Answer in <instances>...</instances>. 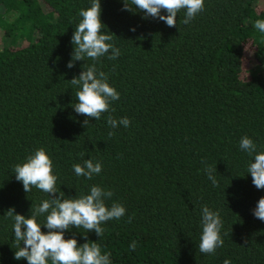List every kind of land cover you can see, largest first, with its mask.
Segmentation results:
<instances>
[{"label": "trees", "instance_id": "16d2710c", "mask_svg": "<svg viewBox=\"0 0 264 264\" xmlns=\"http://www.w3.org/2000/svg\"><path fill=\"white\" fill-rule=\"evenodd\" d=\"M100 4L102 31L115 35L121 54L69 69L71 37L91 0H0V264H28L14 259L7 211L27 218L48 198L35 186L25 193L13 173L40 147L66 198L98 185L113 192L107 206L125 207L100 238L82 227L64 233L78 245L96 242L111 264H264V222L252 214L264 189L253 185L254 158L239 146L248 136L264 151V33L255 28L264 0H204V11L185 25L181 10L174 27L123 10V0ZM93 63L120 93L99 120L74 111L78 88L69 82ZM109 115L130 125L112 129ZM85 159L102 164L91 180L72 167ZM206 165L216 167L218 187ZM205 205L223 221V246L211 255L199 251Z\"/></svg>", "mask_w": 264, "mask_h": 264}, {"label": "clouds", "instance_id": "9594fccd", "mask_svg": "<svg viewBox=\"0 0 264 264\" xmlns=\"http://www.w3.org/2000/svg\"><path fill=\"white\" fill-rule=\"evenodd\" d=\"M123 10L130 12L139 10L143 12V18L158 19L167 26L174 27L181 10H185L183 19L185 25L204 11V0H123ZM101 11L100 0H91V6L79 12L82 19L71 37L73 52L66 65L69 69L74 67L75 61L86 59L99 61L104 56L109 60H115L120 56V49L112 43L115 35L102 31L105 25L100 18ZM162 11L166 15H162ZM255 28L264 33V20H256ZM130 30L135 31L134 28ZM69 82L78 88L75 94L77 102L72 104L77 114L99 120L103 113L114 111L110 104L120 98V93L110 86L108 75L99 71L95 63L83 67L80 74ZM87 118L83 121L84 126L89 123ZM107 124L112 129L120 125L127 128L130 120L127 117L117 120L109 115ZM114 135L115 132L109 131V137ZM239 146L242 151L254 158V162H251L247 169L253 185L257 189H264V151L257 152L256 144L248 136L241 137ZM72 167L76 176H83L88 180L102 171V164L94 163L92 159H85L82 164L74 163ZM13 173L15 179L22 183L25 193L30 192L35 186L48 196L31 210L27 218L15 213L13 208L8 209L7 215L14 221L12 224L16 242L14 259L23 258L28 264H49V261L51 264H111V253L102 254L101 247L96 242L78 245L74 237L65 239L64 233L70 228L82 227L86 232L94 231L97 237H102L105 229L101 225L109 220H119L126 212L125 207L118 202H113L110 207L105 204V200L113 196L112 191L92 185L88 194L66 198L60 188H57L53 162L43 147L37 148L33 154L25 157L24 162L15 164ZM205 173L213 187H218L216 167L206 165ZM45 213H47L45 221L38 222V216ZM201 213L202 233L199 251L211 255L217 248L223 246L221 236L223 221L218 211H213L206 205L202 207ZM252 214L264 222V196L259 198ZM131 220L132 217H129L127 222L131 223ZM42 226L47 229L46 232L41 230ZM136 247L135 240L129 244L131 251H135ZM223 264L231 262L226 259Z\"/></svg>", "mask_w": 264, "mask_h": 264}, {"label": "rangeland", "instance_id": "374dc122", "mask_svg": "<svg viewBox=\"0 0 264 264\" xmlns=\"http://www.w3.org/2000/svg\"><path fill=\"white\" fill-rule=\"evenodd\" d=\"M255 65V60L253 59L252 53L251 52H247L245 54V58L243 61V67L246 70H251V68ZM264 69V67H263Z\"/></svg>", "mask_w": 264, "mask_h": 264}]
</instances>
